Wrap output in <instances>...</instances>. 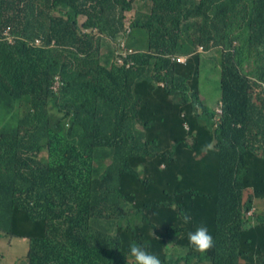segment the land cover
I'll return each instance as SVG.
<instances>
[{
	"label": "trees",
	"instance_id": "1",
	"mask_svg": "<svg viewBox=\"0 0 264 264\" xmlns=\"http://www.w3.org/2000/svg\"><path fill=\"white\" fill-rule=\"evenodd\" d=\"M135 1L0 0V241L15 264H264V0Z\"/></svg>",
	"mask_w": 264,
	"mask_h": 264
},
{
	"label": "clouds",
	"instance_id": "2",
	"mask_svg": "<svg viewBox=\"0 0 264 264\" xmlns=\"http://www.w3.org/2000/svg\"><path fill=\"white\" fill-rule=\"evenodd\" d=\"M238 1L240 7H242L243 0H238ZM138 7L140 6L138 5ZM126 22H127L126 32L123 33L122 29H120L118 33L117 32L115 33L114 36L111 34L102 35V38L107 40L111 46H118V48L120 49L117 52L118 59H120V56H127L130 52L135 51L136 49L134 46H131L128 43V37L131 33V23L133 21L130 18H128ZM109 30L112 31L113 27L111 26ZM6 33L10 34L9 28L6 29ZM8 41L10 42L13 41L11 36H8ZM200 50L202 49L200 48ZM178 58H182V60H179ZM187 58L188 56L183 54L172 56V59L174 61H180L183 63L187 60ZM44 154L46 153L43 152L41 155L44 156ZM78 200L80 201V198ZM181 218L185 224L191 221L190 214L186 212L181 213ZM153 238L158 239V237H156L154 233H153ZM187 239L192 249L199 253L207 252L214 246L213 237L210 235L208 228L204 225L198 226L194 231L189 232L187 234ZM130 255L134 258L135 264H161V260L159 259L158 256L148 252L145 246H141L139 244L133 243L130 245Z\"/></svg>",
	"mask_w": 264,
	"mask_h": 264
},
{
	"label": "rangeland",
	"instance_id": "3",
	"mask_svg": "<svg viewBox=\"0 0 264 264\" xmlns=\"http://www.w3.org/2000/svg\"><path fill=\"white\" fill-rule=\"evenodd\" d=\"M143 7V4H141L140 0L135 1V6L136 8L138 7ZM138 7V9L140 8ZM133 18H131L132 20ZM13 40V38H12ZM218 72V76H219ZM216 74L210 73V72H205L202 78V91L210 104H214L212 99L219 97L220 95V90L218 87V81L214 79ZM219 79V78H218ZM256 210L258 208V205L255 206ZM10 242L14 243L15 239L13 237H5L3 240L0 241V264H15V254L17 253L18 249L14 251V244H12L10 247Z\"/></svg>",
	"mask_w": 264,
	"mask_h": 264
},
{
	"label": "built area",
	"instance_id": "4",
	"mask_svg": "<svg viewBox=\"0 0 264 264\" xmlns=\"http://www.w3.org/2000/svg\"><path fill=\"white\" fill-rule=\"evenodd\" d=\"M179 60H182V58H178Z\"/></svg>",
	"mask_w": 264,
	"mask_h": 264
}]
</instances>
